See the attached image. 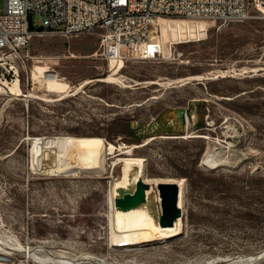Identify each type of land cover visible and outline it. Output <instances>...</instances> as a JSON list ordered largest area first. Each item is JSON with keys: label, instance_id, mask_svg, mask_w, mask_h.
Masks as SVG:
<instances>
[{"label": "rangeland", "instance_id": "obj_1", "mask_svg": "<svg viewBox=\"0 0 264 264\" xmlns=\"http://www.w3.org/2000/svg\"><path fill=\"white\" fill-rule=\"evenodd\" d=\"M249 15L227 24L162 17L150 26L160 55L126 59L118 71L100 56L96 32L30 40L24 66L0 77L21 93L0 94V242L9 264H57L26 257L17 244L78 262L90 255L103 264H264V254L238 262L264 250V203L250 202L248 219L237 204L244 180L253 191L264 178V18ZM152 95L159 97L144 100ZM32 137L96 138L101 161L96 171L45 174L31 164ZM108 144L112 153L100 152ZM124 158L138 160L148 181L176 184L173 235L110 242V187L134 164ZM217 173L231 189L226 212H217L223 200L211 192ZM148 188L158 224L157 190Z\"/></svg>", "mask_w": 264, "mask_h": 264}, {"label": "built area", "instance_id": "obj_2", "mask_svg": "<svg viewBox=\"0 0 264 264\" xmlns=\"http://www.w3.org/2000/svg\"><path fill=\"white\" fill-rule=\"evenodd\" d=\"M252 9L264 18V0H3L0 77L16 75L24 66L33 37L96 32L99 54L109 68L129 58H157L158 40L150 35V26L160 17L227 24L249 18Z\"/></svg>", "mask_w": 264, "mask_h": 264}, {"label": "bare ground", "instance_id": "obj_3", "mask_svg": "<svg viewBox=\"0 0 264 264\" xmlns=\"http://www.w3.org/2000/svg\"><path fill=\"white\" fill-rule=\"evenodd\" d=\"M160 19L163 18L160 17L156 19V21ZM111 64L114 71H118L120 67H122L120 63ZM15 82L12 85L8 84V86L0 83V94L8 93L20 95V89ZM97 141L98 140L96 138L32 137L31 147L29 150L30 161L33 169H37L38 171H41L45 174H75L82 171H96V163L101 161V158H99L97 155H93V146L97 144ZM114 149L115 146L108 144L104 149H101L100 152L106 150L108 151L107 153H112ZM123 161L125 163L131 162L134 164H132L131 167H126L123 169V176L120 184L117 183L110 187L109 201L111 200L110 206L112 208V212L110 214V242L112 241V243L115 245L141 244L157 241L173 235V233L177 232L179 229V213L174 216L173 224L171 226L160 230V227L155 223V219L153 217L154 210L148 205L149 203H147V199L151 197V191L148 188V183L152 182L155 186V184L160 181L158 179L148 181L145 179V177L143 178L140 176L141 171L139 170L140 165L138 160L124 158ZM129 176L135 178L130 181ZM114 199L118 203V206L114 205ZM178 199L179 191L177 201L174 204L175 208H177ZM160 201L161 197L158 195V203H160ZM165 204L169 205L170 207L173 205L172 201L165 202ZM5 248L6 247L0 242V264H9L8 259L4 257V253L7 252ZM15 250L17 252L23 253L26 257L32 258L34 261L39 263L83 264V262H93L97 264V262H99L103 264L105 262L103 259H98L92 256L89 257L90 255L85 257L86 259H83L84 261L79 262V257L76 261V259L71 260L72 258L65 259L62 257H54L49 253H47V256H45L41 255L42 252L45 254V251H43L41 247L27 248L17 244ZM3 254L4 256H2ZM263 254L264 253L261 252L254 255H248L238 260V262H249L253 259L260 258V256H263ZM80 258H82V256Z\"/></svg>", "mask_w": 264, "mask_h": 264}, {"label": "trees", "instance_id": "obj_4", "mask_svg": "<svg viewBox=\"0 0 264 264\" xmlns=\"http://www.w3.org/2000/svg\"><path fill=\"white\" fill-rule=\"evenodd\" d=\"M169 133V132H167ZM246 171V170H243ZM213 171H208V173H212ZM213 176V173H212ZM215 180H213L211 183L213 184L212 191L215 194L221 195V198L223 200L222 203H220V207L217 208V212L219 210H222L224 212L229 211L231 204H233L232 198L228 195L230 194V188L228 183L224 180V176L220 175L219 173L214 175ZM186 185L190 186V178L189 176H186ZM209 182V183H210ZM250 186L247 183L246 180L243 181V186L240 188V198L238 201V205L241 206L243 209V218L248 219L249 217H252L251 213L253 212L251 208L250 202L254 203L256 206H261L264 203V178L258 179V182L255 184V189L253 191H250ZM254 192L253 201H250V194ZM226 209V210H225Z\"/></svg>", "mask_w": 264, "mask_h": 264}, {"label": "water", "instance_id": "obj_5", "mask_svg": "<svg viewBox=\"0 0 264 264\" xmlns=\"http://www.w3.org/2000/svg\"><path fill=\"white\" fill-rule=\"evenodd\" d=\"M29 28H30V26H29ZM208 78H209L208 76H200L197 79L201 80V79H208ZM174 113L176 114L177 119L179 120V123L180 124L183 123L185 120V109L179 108ZM132 124H133V121L132 120L129 121L128 127H132ZM187 136L200 137V135H192V134L187 135ZM216 166H217V164L213 163V165H211V168H214ZM155 187L157 190V194L161 197V201L159 203L160 215L157 219L158 226L159 227L170 226L173 224L174 216L177 214V211H178V208H175V206H174V204L177 201L178 188H177L176 184L169 182V181L157 182L155 184ZM168 201H172V203H173V205L171 206L172 208L169 205L165 204V202H168ZM114 205L118 206V203L115 201V199H114ZM170 211H171V214H170ZM179 216H180V211H179ZM261 252L264 253V250H260V251L256 252L255 254L261 253Z\"/></svg>", "mask_w": 264, "mask_h": 264}, {"label": "crops", "instance_id": "obj_6", "mask_svg": "<svg viewBox=\"0 0 264 264\" xmlns=\"http://www.w3.org/2000/svg\"><path fill=\"white\" fill-rule=\"evenodd\" d=\"M158 97H159L158 95H152V96H149V97L145 98L144 100L147 101V100H149V99H157ZM144 100L141 101V103H143ZM139 104H140V103H139ZM139 104L136 103L135 105H139ZM150 138H151V137H150Z\"/></svg>", "mask_w": 264, "mask_h": 264}]
</instances>
